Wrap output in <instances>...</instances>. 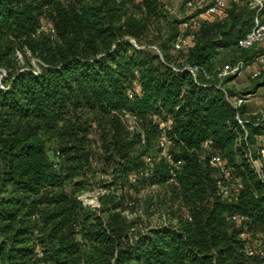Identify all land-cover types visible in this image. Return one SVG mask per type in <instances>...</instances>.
<instances>
[{
    "label": "trees",
    "instance_id": "16d2710c",
    "mask_svg": "<svg viewBox=\"0 0 264 264\" xmlns=\"http://www.w3.org/2000/svg\"><path fill=\"white\" fill-rule=\"evenodd\" d=\"M134 1L0 0V264H264V178L233 146L237 108L214 81L195 80L183 68L212 70L215 51L236 46L250 28L252 10L244 3L251 23L236 41L234 27H222L228 21L201 23L193 45L177 51L184 63H176L168 52L181 19L168 21L156 51L141 42L150 25L166 18L165 4L141 0L137 18L126 11ZM43 20L52 33L41 30ZM123 111L141 121L171 120L166 128L151 120L146 130L157 145L165 130L163 147L180 161L174 180L188 217L177 226L130 232L109 198L92 207L78 197L87 189L93 132L114 175L142 168L150 183L172 177L162 155L153 165L129 151L136 136L128 135ZM145 133L138 142L145 144ZM207 140L240 178L234 199L216 191ZM232 155L238 164L229 161ZM233 214L244 216L243 223ZM253 243L262 254L247 253Z\"/></svg>",
    "mask_w": 264,
    "mask_h": 264
},
{
    "label": "rangeland",
    "instance_id": "374dc122",
    "mask_svg": "<svg viewBox=\"0 0 264 264\" xmlns=\"http://www.w3.org/2000/svg\"><path fill=\"white\" fill-rule=\"evenodd\" d=\"M165 4L166 18H160L159 24L155 26L150 25V31L143 37L141 43H151L150 47H157L159 45V37L162 32L168 30V21H173L177 19H182L188 14L194 12V10L187 9L185 7V2L187 0H162ZM141 0H135L133 4H128L126 11L128 15H133L137 18L141 17V10L139 5ZM236 11L231 9H224L217 15L212 16L208 21L209 23L219 22L226 20L228 27H234L233 35H235V41L238 35H241L244 30L251 23L249 12L243 1L233 5ZM264 15V9H263ZM178 20V21H179ZM180 28V23L179 26ZM167 28V29H166ZM158 29H161L158 32ZM41 30L52 33V24L49 20H43ZM199 28L193 31L198 32ZM237 36V38H236ZM235 44V42H234ZM232 44L226 48L217 49L215 55V61H213L212 70L217 66H220L228 61H234L236 46ZM260 49H247L242 52L241 58L244 60H250L252 56ZM173 58L172 61L176 63H184V56L182 53L169 48L168 52ZM28 56H30L28 54ZM21 58V55L18 56ZM22 59V58H21ZM31 62L36 66L35 58L30 56ZM3 72V69L0 68ZM264 79H251L248 74L239 77L236 80L228 79L224 82V87L230 93L234 95H244L253 91L255 87L262 85ZM259 90L255 96H253L252 102L253 107L250 109H263L264 102L263 92ZM254 101V102H253ZM123 113H120L122 117ZM122 120V118H121ZM155 121L160 124V126L165 125L166 121L162 120L156 116L148 115L142 121L136 117L135 122L128 124L123 116L122 123L124 124L128 135L131 138L135 136V143L133 147H128L129 151H134L136 153H143L146 161L150 158L153 165L160 161L161 152L167 151L166 148H161L156 144L155 138L151 137V134L147 133L146 125L150 121ZM93 127H95V122H93ZM163 128V127H161ZM146 132V133H145ZM145 133L147 136L145 144L141 141L138 142L137 134ZM91 143L89 145L90 151V169L87 173V189L79 194V198L85 203L92 207L99 206V198L103 195L109 198L108 206L113 209L114 212L120 214L121 217L129 224L130 232L135 231H146L151 227H156L162 224H171L173 226L179 225L181 222L187 219L188 211L187 207L183 204L179 192L176 190V183L174 179L169 178L163 183H150L148 180L144 179L145 175H142V168L138 169L126 177L114 175L112 173L113 167L111 163H105L103 150L100 147L99 135L97 132H93L90 136ZM47 156L49 159H53V151L51 147H47ZM130 152V153H131ZM233 164L239 163V156L232 155L228 158ZM85 179V178H84ZM107 185V186H106ZM67 193L70 192V185L67 184L65 187ZM261 232L255 234V237H260Z\"/></svg>",
    "mask_w": 264,
    "mask_h": 264
},
{
    "label": "built area",
    "instance_id": "2783aa9c",
    "mask_svg": "<svg viewBox=\"0 0 264 264\" xmlns=\"http://www.w3.org/2000/svg\"><path fill=\"white\" fill-rule=\"evenodd\" d=\"M240 1H243L252 10V24L245 34L238 38L236 43L238 50L236 53L240 55L242 51L250 48H258L260 51L256 52L250 60L237 57L234 61H228L213 70H207L197 64L189 63H185L183 68L188 70L195 80L198 75H202L205 79L214 81L215 85L223 90L231 106L237 108L235 119L240 129L237 131L233 146L242 149L250 168L260 178H264V110L250 109L251 107L248 103L251 100V94L230 95L224 87V81L228 79L236 80L245 74H248L251 79H264V0H187L185 7L190 9V11L194 10V12L181 19L180 32L173 42L172 48L175 51L182 50L185 52L188 47L193 45L196 38L197 33L193 29L197 30L201 23L211 21L210 18L212 16L219 14L221 10L231 8ZM153 48L159 51L157 47ZM262 100L264 102V82ZM241 105L244 106L243 111L238 109ZM123 116L128 124L135 122L137 117L128 111H123L122 120ZM170 124L171 120L168 119L165 125L161 127L166 128ZM251 127H257L259 130L251 133ZM168 142L164 130L158 139L159 146L166 148L163 146L167 145ZM210 145L211 141L207 140L204 142L203 147L211 151ZM161 155L169 162V172L172 175L171 179H174V169L178 167L180 161L174 162L171 154L167 151H162ZM147 160L150 161V158ZM207 161L209 166L214 169L213 176L217 193L222 199H234L238 190L242 187L240 178L233 175L227 160L218 151H211ZM231 220L237 225H240L245 220V217L239 214H233L231 215ZM241 236L245 237L246 235L245 233H241ZM253 247H256V245L247 246L248 254H262V251H258Z\"/></svg>",
    "mask_w": 264,
    "mask_h": 264
},
{
    "label": "crops",
    "instance_id": "0c3cea01",
    "mask_svg": "<svg viewBox=\"0 0 264 264\" xmlns=\"http://www.w3.org/2000/svg\"><path fill=\"white\" fill-rule=\"evenodd\" d=\"M259 90H262L261 92H263V84L262 85H259L257 87H255V89L253 91H250L249 94H251V100H253V96H255L257 94V92ZM249 101V102H252V101ZM254 102V101H253ZM248 105L251 107H253V103H251V105L248 103Z\"/></svg>",
    "mask_w": 264,
    "mask_h": 264
}]
</instances>
